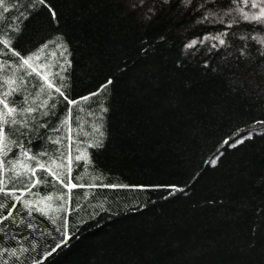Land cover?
<instances>
[{
    "label": "trees",
    "instance_id": "16d2710c",
    "mask_svg": "<svg viewBox=\"0 0 264 264\" xmlns=\"http://www.w3.org/2000/svg\"><path fill=\"white\" fill-rule=\"evenodd\" d=\"M253 2L6 0L0 264H264Z\"/></svg>",
    "mask_w": 264,
    "mask_h": 264
},
{
    "label": "snow or ice",
    "instance_id": "6c2138e0",
    "mask_svg": "<svg viewBox=\"0 0 264 264\" xmlns=\"http://www.w3.org/2000/svg\"><path fill=\"white\" fill-rule=\"evenodd\" d=\"M5 2L6 0H0V9H3L4 11H7V8L4 7L5 5ZM41 3L44 2V0H40ZM248 0H245V3L247 4ZM262 2V0H256V2H253L251 4V7L253 8H256L259 6V4ZM53 17H55V13L53 12L52 13ZM254 19H256L257 21H261V22H264V8L261 9V12L259 15L255 16ZM195 43V42H193ZM221 44H223V41H221ZM189 47H191V45H189ZM24 63L27 65L29 64V60H25ZM46 83L48 84V87L49 88H54V90L58 93H60V95H65L62 91H61V88L60 87H56L52 81H50L48 79L47 76L44 77ZM109 83H111V81H109ZM12 91L14 92L15 89H12ZM96 93H93V95H95ZM8 95H11V92L9 93H5L4 94V97L3 98H0V105L3 106V109L0 110V117H3V116H11L12 119L11 121H8V120H4L2 121V123H16V120H15V115L17 113V109L14 108V107H11L10 104L7 102V96ZM89 97H82L81 99L83 100H87ZM67 99V97H66ZM68 103L69 104H76L78 103V101L76 100H68ZM28 111H31V109H29ZM250 138V137H249ZM6 143V133H5V130L3 129L2 126H0V146H3L4 144ZM240 143H243V139L240 140ZM77 159H79V157H77ZM70 162V161H69ZM49 172L51 175H53V177L55 179H57L60 183H62L64 185V187L68 188L69 189V194L71 193V189L73 188H76V187H82L83 185H79L77 183H73L72 182V179L69 175L68 179H67V183H65V181L63 179H61L58 175H56V173L54 172H51V170L49 169ZM33 176L35 175V172L33 171ZM40 181L39 180H35L32 182V184L29 186V190L31 187H35L37 183H39ZM3 182L0 181V185H2ZM5 189L3 186H0V192H4ZM8 194H13V193H8ZM17 201L20 200V197H16ZM47 199H51L50 197L47 198ZM0 207H3L2 205H0ZM12 210L11 208L8 209V213H7V216H3L2 219H0V223H2L3 220L5 219H8V217L12 216ZM4 255H11L13 257H17V252H10V253H4ZM6 264V262H5Z\"/></svg>",
    "mask_w": 264,
    "mask_h": 264
}]
</instances>
